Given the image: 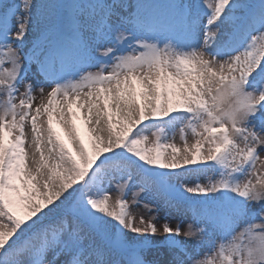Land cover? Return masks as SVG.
Returning a JSON list of instances; mask_svg holds the SVG:
<instances>
[{
	"label": "snow or ice",
	"instance_id": "1",
	"mask_svg": "<svg viewBox=\"0 0 264 264\" xmlns=\"http://www.w3.org/2000/svg\"><path fill=\"white\" fill-rule=\"evenodd\" d=\"M0 264H264V0H0Z\"/></svg>",
	"mask_w": 264,
	"mask_h": 264
},
{
	"label": "rangeland",
	"instance_id": "2",
	"mask_svg": "<svg viewBox=\"0 0 264 264\" xmlns=\"http://www.w3.org/2000/svg\"><path fill=\"white\" fill-rule=\"evenodd\" d=\"M91 71H96V69L95 68H93V69H90ZM21 91H23V88H21ZM47 91V89H45V92ZM34 96H35V101H34V106H35V104H38V103H41V97H40V95H39V92H34ZM77 123L78 124H80V122L79 121H77ZM55 126V125H54ZM26 132L29 134V138H30V130L29 129H26ZM148 135H149V137L151 138V133L150 132H148L147 133ZM170 141H171V135H170ZM188 141H189V143H192V137H191V135H189V137H188ZM174 142L179 146V145H182V141L179 139V135H178V133L176 134V136H175V140H174ZM29 151H31V149H29ZM189 179L190 180H192V179H195V177H189ZM201 181L203 182L204 181V177H201ZM115 196V193H113V197ZM129 200H131V197L129 196ZM132 211L135 213V214H137V215H139V214H141V213H144L145 215H147V213L145 212V210H144V208L141 206V207H139V208H133L132 209ZM162 216L165 214L164 212H161L160 213ZM172 223L173 224H175V221H172Z\"/></svg>",
	"mask_w": 264,
	"mask_h": 264
}]
</instances>
